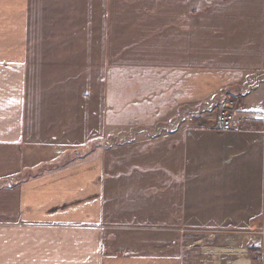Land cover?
<instances>
[{
    "label": "crops",
    "instance_id": "crops-1",
    "mask_svg": "<svg viewBox=\"0 0 264 264\" xmlns=\"http://www.w3.org/2000/svg\"><path fill=\"white\" fill-rule=\"evenodd\" d=\"M0 264H264V0H0Z\"/></svg>",
    "mask_w": 264,
    "mask_h": 264
},
{
    "label": "built area",
    "instance_id": "built-area-1",
    "mask_svg": "<svg viewBox=\"0 0 264 264\" xmlns=\"http://www.w3.org/2000/svg\"><path fill=\"white\" fill-rule=\"evenodd\" d=\"M245 121L244 115L236 107L235 101H227L217 117L216 128L218 131L238 129Z\"/></svg>",
    "mask_w": 264,
    "mask_h": 264
},
{
    "label": "rangeland",
    "instance_id": "rangeland-1",
    "mask_svg": "<svg viewBox=\"0 0 264 264\" xmlns=\"http://www.w3.org/2000/svg\"><path fill=\"white\" fill-rule=\"evenodd\" d=\"M206 83L204 82V80H202L201 77H197L196 76V106H195V113L196 114H208V115H211V116H214V117H218L219 113H220V110L225 106H220V107H217L216 105H208V104H202V100L203 98L205 97V92H203V90H201V87L202 85ZM252 99V98H251ZM229 101H235V105L238 109H240L239 107V103L237 100L235 99H230ZM259 102V101H257ZM262 104V101L259 102ZM263 107V105L257 107V108H261ZM88 152V151H87ZM86 152V153H87ZM85 152L82 153L83 156H85L86 154ZM88 154V153H87ZM86 154V155H87ZM77 154H72L71 156H66V160L70 161V160H74L77 158Z\"/></svg>",
    "mask_w": 264,
    "mask_h": 264
}]
</instances>
